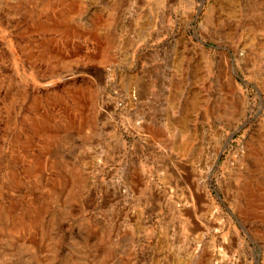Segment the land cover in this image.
<instances>
[{
    "label": "rangeland",
    "instance_id": "rangeland-1",
    "mask_svg": "<svg viewBox=\"0 0 264 264\" xmlns=\"http://www.w3.org/2000/svg\"><path fill=\"white\" fill-rule=\"evenodd\" d=\"M0 264H264V0H0Z\"/></svg>",
    "mask_w": 264,
    "mask_h": 264
},
{
    "label": "bare ground",
    "instance_id": "bare-ground-1",
    "mask_svg": "<svg viewBox=\"0 0 264 264\" xmlns=\"http://www.w3.org/2000/svg\"><path fill=\"white\" fill-rule=\"evenodd\" d=\"M62 2V1H61ZM66 8V7H65ZM70 15V13L68 12H64L62 14L63 17H66L68 18V16ZM71 17V16H70ZM60 27L63 28V30L67 31V32H74L71 27V25L68 23V22H64L62 24H60ZM36 28V27H35ZM51 45V44H50ZM74 45V44H73ZM55 47V46H54ZM56 49V48H55ZM65 52V51H64ZM78 52V51H77ZM72 54V53H71ZM44 55V53H43ZM188 142L184 141L182 144H181V148L182 150H186V145H187ZM18 158V157H17ZM19 160V159H18ZM43 171V170H42ZM17 172V171H16ZM14 174V173H13ZM38 175V174H37ZM15 177V176H14Z\"/></svg>",
    "mask_w": 264,
    "mask_h": 264
},
{
    "label": "water",
    "instance_id": "water-1",
    "mask_svg": "<svg viewBox=\"0 0 264 264\" xmlns=\"http://www.w3.org/2000/svg\"><path fill=\"white\" fill-rule=\"evenodd\" d=\"M249 121H250V119L248 120L246 118V120L243 121L241 124H238V125H236L235 127L232 128V133L228 137V139L226 141V145L230 143L231 139L234 137V135L237 133V131L241 130Z\"/></svg>",
    "mask_w": 264,
    "mask_h": 264
}]
</instances>
